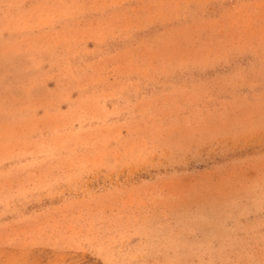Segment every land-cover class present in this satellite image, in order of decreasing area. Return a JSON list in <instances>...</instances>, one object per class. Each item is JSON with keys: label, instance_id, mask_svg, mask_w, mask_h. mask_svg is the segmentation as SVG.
Instances as JSON below:
<instances>
[{"label": "rangeland", "instance_id": "374dc122", "mask_svg": "<svg viewBox=\"0 0 264 264\" xmlns=\"http://www.w3.org/2000/svg\"><path fill=\"white\" fill-rule=\"evenodd\" d=\"M0 264H264V0H0Z\"/></svg>", "mask_w": 264, "mask_h": 264}]
</instances>
